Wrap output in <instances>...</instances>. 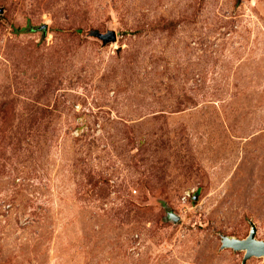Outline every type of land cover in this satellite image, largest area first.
Returning a JSON list of instances; mask_svg holds the SVG:
<instances>
[{
    "label": "rangeland",
    "instance_id": "374dc122",
    "mask_svg": "<svg viewBox=\"0 0 264 264\" xmlns=\"http://www.w3.org/2000/svg\"><path fill=\"white\" fill-rule=\"evenodd\" d=\"M0 9V264H242L220 239L264 240V0Z\"/></svg>",
    "mask_w": 264,
    "mask_h": 264
},
{
    "label": "water",
    "instance_id": "95a60500",
    "mask_svg": "<svg viewBox=\"0 0 264 264\" xmlns=\"http://www.w3.org/2000/svg\"><path fill=\"white\" fill-rule=\"evenodd\" d=\"M97 36L101 38L103 42L115 39V34L113 31L97 33ZM255 232V226L251 224L250 230L244 238H236L226 235L221 236V247L244 251L241 260L242 264H244L245 261L251 256H264V240L257 239L255 237Z\"/></svg>",
    "mask_w": 264,
    "mask_h": 264
}]
</instances>
